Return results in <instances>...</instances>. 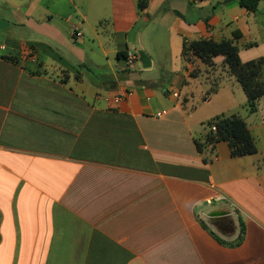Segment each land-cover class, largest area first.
I'll list each match as a JSON object with an SVG mask.
<instances>
[{"label":"crops","instance_id":"crops-1","mask_svg":"<svg viewBox=\"0 0 264 264\" xmlns=\"http://www.w3.org/2000/svg\"><path fill=\"white\" fill-rule=\"evenodd\" d=\"M138 1L0 0V264H264V97L251 112L224 76L211 107L183 102L207 88L185 44L238 31L241 62L264 58L243 57L264 41V0ZM223 114L257 154L198 152Z\"/></svg>","mask_w":264,"mask_h":264},{"label":"trees","instance_id":"trees-1","mask_svg":"<svg viewBox=\"0 0 264 264\" xmlns=\"http://www.w3.org/2000/svg\"><path fill=\"white\" fill-rule=\"evenodd\" d=\"M148 1H138V7L141 11L146 8ZM232 1H237L241 8L254 13L258 10L262 0H227V2ZM241 36V33L236 31L231 40L224 39L216 42L212 39H203L193 41L190 44H185L183 56L191 52L205 63H210L216 57H224L225 65L243 88L249 110L254 112L257 102L264 97V81L260 79L264 75V58L242 63L239 58V49L234 43ZM126 56V52L118 54V58L122 60H125ZM213 91L211 90L210 93ZM223 141L228 143L233 158L251 156L258 152L253 134L245 120L237 114H223L207 123L203 141L196 140L195 143L198 152L202 153L205 148L214 149L219 142Z\"/></svg>","mask_w":264,"mask_h":264},{"label":"rangeland","instance_id":"rangeland-1","mask_svg":"<svg viewBox=\"0 0 264 264\" xmlns=\"http://www.w3.org/2000/svg\"><path fill=\"white\" fill-rule=\"evenodd\" d=\"M263 3L264 1L261 2L260 4L261 7ZM263 44L264 41H261V39L259 38L256 45H254V47L256 46L257 48H253L248 52L246 51L243 54V57L245 59H248L258 55L261 52H264ZM214 59L215 58H213L210 63H205L202 61L201 58H199L197 55L191 52L185 54L184 56V61L186 64L185 69L188 72L187 74L189 75L190 80L194 81L192 87L196 88L200 86L198 84H202L203 86L207 85V88L203 93H200L199 89L196 90V93L194 91V88L190 90L187 89L186 92H184L185 96L183 97V102L190 101L191 98L195 95L193 99V103L195 107L202 108V110H204L207 109L208 107H211V105H213V103L205 104L203 102L207 97L212 96L210 90H212L213 87L217 85L219 79H221L222 77L233 76L230 70L226 68L225 60L224 63L219 64L215 62ZM260 79L264 81V75ZM184 84H187V82L185 81ZM185 86L186 85H183V87ZM202 139H204V137Z\"/></svg>","mask_w":264,"mask_h":264},{"label":"built area","instance_id":"built-area-1","mask_svg":"<svg viewBox=\"0 0 264 264\" xmlns=\"http://www.w3.org/2000/svg\"><path fill=\"white\" fill-rule=\"evenodd\" d=\"M75 35L79 37L80 33L75 31ZM124 66L127 70H134L137 66V54L133 52H128L126 59L124 60ZM121 98V96L117 97L116 101L118 102Z\"/></svg>","mask_w":264,"mask_h":264},{"label":"water","instance_id":"water-1","mask_svg":"<svg viewBox=\"0 0 264 264\" xmlns=\"http://www.w3.org/2000/svg\"><path fill=\"white\" fill-rule=\"evenodd\" d=\"M212 215H221V214H219V213H213Z\"/></svg>","mask_w":264,"mask_h":264}]
</instances>
